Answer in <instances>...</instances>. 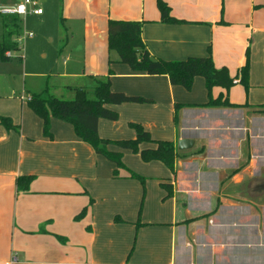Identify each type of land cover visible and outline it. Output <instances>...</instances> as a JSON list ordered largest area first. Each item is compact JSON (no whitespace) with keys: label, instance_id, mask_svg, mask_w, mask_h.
Instances as JSON below:
<instances>
[{"label":"crops","instance_id":"1","mask_svg":"<svg viewBox=\"0 0 264 264\" xmlns=\"http://www.w3.org/2000/svg\"><path fill=\"white\" fill-rule=\"evenodd\" d=\"M19 1L4 0L0 6ZM164 1L171 15L185 22L162 23L156 0L60 2L71 40L78 30L80 42L77 54L66 47L59 53L63 64L80 67L67 75L97 82L110 69L113 91L152 100L109 105L119 118L99 119V136L134 138L127 126L132 121L154 139L175 144L174 177L159 161L143 162L130 150L109 146L122 151L124 164L155 184L154 196L147 192L143 202L140 228L149 231H137L135 251L129 254L135 227L123 218L125 223L115 222L113 206L94 203L84 217L75 219L87 205L76 196L84 194V161L110 169L115 165L96 154L67 122L51 118L52 138L45 137L42 120L25 102L28 93L20 79L4 72L0 118H10L17 128L6 129L0 123V264H150V259H168L167 264H264V109L259 107L264 103V0ZM109 19L142 21V40L155 58L207 56L210 47L215 66L227 67L231 77L248 50L249 88L246 91L236 81L227 92L231 103L242 106L183 107L176 128L175 103L207 102L204 79L195 77L187 91L172 85L167 75L132 71L108 49ZM0 28L3 31L1 16ZM6 62L0 60V73L6 71ZM220 92V87L212 90L213 96ZM183 138L194 141L191 148H177ZM148 147L155 145L140 144L141 149ZM23 175L34 176L28 191L16 188V179ZM161 182L172 183L171 197L164 199ZM125 183L121 184L136 182ZM136 192L135 206L141 201L140 190ZM91 193L98 199L112 195ZM122 199L131 202L127 189Z\"/></svg>","mask_w":264,"mask_h":264},{"label":"trees","instance_id":"2","mask_svg":"<svg viewBox=\"0 0 264 264\" xmlns=\"http://www.w3.org/2000/svg\"><path fill=\"white\" fill-rule=\"evenodd\" d=\"M156 6L159 10L160 21L167 24L182 23L171 15V8L164 0H156ZM21 17L19 15L4 16L2 19L3 33L0 39V60L8 61L7 52L20 50V44L16 37L19 36ZM63 25V18H60ZM219 23H224L220 21ZM142 21L109 19L107 21V46L111 51H115L118 56V62L126 64L134 72H141L148 75H167L172 85H178L185 90H191L195 77H202L205 81V89L208 100L203 104H182L175 103L173 107V124L178 126L179 110L183 107H239L241 104L231 103L227 97V92L236 81H238L247 91L249 88V52L246 50L245 61L239 68L235 77H231L227 67L217 68L211 56V49L208 48L207 56H192L184 60H164L151 56L147 50L142 37ZM65 45V44H64ZM61 47L60 51L64 47ZM22 59L23 56H19ZM112 70H108L105 76L97 79L93 89V95L90 96L84 87L74 89L72 99H60L50 92L47 85L41 92L28 93L25 102L28 107L42 120V133L47 138H52L50 131L51 118H57L73 126L75 134L84 142L88 143L96 154L102 155L107 160L115 164L113 177L119 178L120 171H126V176L135 178L144 184L145 178L140 174L129 169L123 162L122 151H113L109 149L110 145H115L120 149L130 150L138 154L143 162L159 161L163 163L175 175V159L178 153L173 141L154 139L150 132L138 122H128V126L135 132L134 138L112 140L102 138L97 131L99 119L116 121L118 113L109 108V105L121 103H149L151 99L130 96L120 91L111 89L110 76ZM214 87H220L224 92L213 96ZM264 109V103L259 106ZM0 123L6 129L17 128L11 122L10 118H0ZM153 143V148H140L142 143ZM33 175H23L16 179V188L19 191H28L29 184L33 180ZM172 181V179H170ZM161 188L166 191L164 199L173 195L172 183H160ZM142 208V206H140ZM87 211L84 207L76 216V219L82 218ZM140 212V211H139ZM115 222H124L119 217L114 218ZM144 225V224H143ZM142 226L141 222L136 224V228Z\"/></svg>","mask_w":264,"mask_h":264},{"label":"rangeland","instance_id":"3","mask_svg":"<svg viewBox=\"0 0 264 264\" xmlns=\"http://www.w3.org/2000/svg\"><path fill=\"white\" fill-rule=\"evenodd\" d=\"M3 1L4 0H0V2ZM60 2L61 0H38V5L42 8L44 12L43 15L40 16L28 15V17L20 16L21 22H20L19 36H18L20 39L19 40L20 50L11 52L12 53L11 59L4 64V66H6L7 69H5L6 71L1 72L0 74L6 72L7 75L16 77V80L20 79L19 81L25 87L26 89L25 91L27 93L41 92L48 85L50 87V92L55 97L60 99H72L74 97L75 91L73 89H70L69 87L68 88L64 87V85H70L72 87L82 85L87 90V93L90 96H92L93 89L96 85L95 84L96 81L91 78H85V77L74 78L68 76L67 73H69L72 69L78 70L80 69V67L76 66L75 63H71L69 66L63 64L62 54L59 55L60 49L64 44H65L64 47H66V49L74 51L75 54L79 52L77 50L78 48L77 46L80 45L78 38V30H77L78 25L73 26L74 29L77 30L74 40H71V34L70 31H68V23L67 22L64 23L63 21V25H61ZM0 16L3 19L4 16H11V15L0 14ZM24 30L31 31L33 33V36L31 37L23 36ZM2 32L3 31L0 28V38ZM21 55L23 56V58L19 59L18 57ZM58 74L60 75V77H58ZM118 118H119V114H118ZM119 139H125V138H119ZM112 140H118V139H112ZM101 166L102 165L98 162L96 164H92V162L90 163L89 161L87 162L84 161L83 172L86 179L85 184H82L84 186V192H83L84 194L82 195L80 194L76 196L80 198V201L86 202L87 205L84 207H87V210L94 203L97 202L107 203L108 205L113 206L115 208L116 210L115 217H119L121 220L125 219L131 221L133 228L135 227L133 242L129 249L130 251L129 254H131L133 253V251H135L137 233H138L137 231H139L138 235H144L149 231L147 228H140L141 226L136 228V224L138 222H141L142 219L143 202H144L145 194L149 192L150 195L154 196L155 193L153 192V189L155 190L154 188L155 184L147 183L146 182L147 177H145L144 174H143V177L145 178L144 184H141L138 179L123 177L126 176V171L123 170L120 171L121 177L114 178L113 170L115 169L116 166H113L114 169L113 168L110 169V167L108 166L106 168H103ZM126 166L129 169H132L128 165ZM133 171L137 172L135 170ZM137 173L140 174L139 172ZM140 175L142 176V174ZM116 180H117V185H114L113 182ZM126 181H134L136 183L129 184V186H126L124 185V184H128L125 183ZM147 184H148V188H147ZM126 189L129 193V199L131 201L128 203L124 202V200L122 199ZM136 189L140 190V198H141L140 204H137V206L134 205L135 204L134 200L135 197L137 196ZM91 190L96 193L106 192L112 195L109 197L107 196L105 199H98L92 195ZM114 194L118 195L116 200ZM140 206H142V208ZM81 210L79 211V213L81 212ZM147 216L148 215H144L145 218ZM125 220H123L124 223ZM71 221L72 219L70 220V222ZM167 263H168V259L166 260L150 259V264H167Z\"/></svg>","mask_w":264,"mask_h":264},{"label":"built area","instance_id":"4","mask_svg":"<svg viewBox=\"0 0 264 264\" xmlns=\"http://www.w3.org/2000/svg\"><path fill=\"white\" fill-rule=\"evenodd\" d=\"M43 13L42 8L38 5V0H20L19 2L12 5L0 6L1 15H40ZM23 36L31 37L33 33L31 31H24ZM20 39L18 38V41ZM9 57L11 52L6 53Z\"/></svg>","mask_w":264,"mask_h":264},{"label":"water","instance_id":"5","mask_svg":"<svg viewBox=\"0 0 264 264\" xmlns=\"http://www.w3.org/2000/svg\"><path fill=\"white\" fill-rule=\"evenodd\" d=\"M194 144V141L189 139V138H183L178 140L177 142V148L179 150H186L192 147V145Z\"/></svg>","mask_w":264,"mask_h":264}]
</instances>
